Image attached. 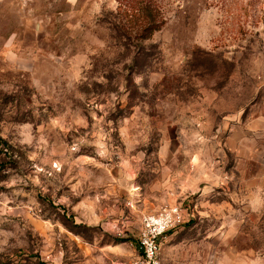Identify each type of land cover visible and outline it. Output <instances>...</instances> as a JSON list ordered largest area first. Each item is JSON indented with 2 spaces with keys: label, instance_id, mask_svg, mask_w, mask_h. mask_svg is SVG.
I'll use <instances>...</instances> for the list:
<instances>
[{
  "label": "rangeland",
  "instance_id": "374dc122",
  "mask_svg": "<svg viewBox=\"0 0 264 264\" xmlns=\"http://www.w3.org/2000/svg\"><path fill=\"white\" fill-rule=\"evenodd\" d=\"M163 212V264H264V0H0V264H132Z\"/></svg>",
  "mask_w": 264,
  "mask_h": 264
},
{
  "label": "built area",
  "instance_id": "2783aa9c",
  "mask_svg": "<svg viewBox=\"0 0 264 264\" xmlns=\"http://www.w3.org/2000/svg\"><path fill=\"white\" fill-rule=\"evenodd\" d=\"M176 222L177 214L172 212L146 216L138 244L141 255L132 264H163L160 240Z\"/></svg>",
  "mask_w": 264,
  "mask_h": 264
},
{
  "label": "trees",
  "instance_id": "16d2710c",
  "mask_svg": "<svg viewBox=\"0 0 264 264\" xmlns=\"http://www.w3.org/2000/svg\"><path fill=\"white\" fill-rule=\"evenodd\" d=\"M143 13L146 16L147 20L146 22L145 20L143 21L144 24L141 26V30H140L142 33H141V36H138V37L139 39L145 40V39L151 38L153 33L155 31H158L161 28L162 24L158 23L157 20H155V18L152 16V12H150L148 9L143 10L142 14ZM140 14L139 15L133 14L132 17H134V15L140 16Z\"/></svg>",
  "mask_w": 264,
  "mask_h": 264
}]
</instances>
